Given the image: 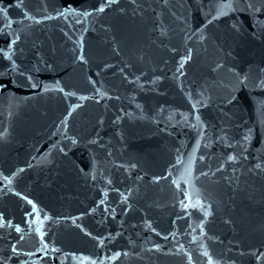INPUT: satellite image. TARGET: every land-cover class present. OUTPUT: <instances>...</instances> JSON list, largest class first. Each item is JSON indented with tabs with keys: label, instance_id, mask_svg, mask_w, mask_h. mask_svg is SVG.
Here are the masks:
<instances>
[{
	"label": "water",
	"instance_id": "95a60500",
	"mask_svg": "<svg viewBox=\"0 0 264 264\" xmlns=\"http://www.w3.org/2000/svg\"><path fill=\"white\" fill-rule=\"evenodd\" d=\"M0 264H264L257 195L140 0H0Z\"/></svg>",
	"mask_w": 264,
	"mask_h": 264
},
{
	"label": "snow or ice",
	"instance_id": "6c2138e0",
	"mask_svg": "<svg viewBox=\"0 0 264 264\" xmlns=\"http://www.w3.org/2000/svg\"><path fill=\"white\" fill-rule=\"evenodd\" d=\"M100 10L103 11V8H101Z\"/></svg>",
	"mask_w": 264,
	"mask_h": 264
}]
</instances>
